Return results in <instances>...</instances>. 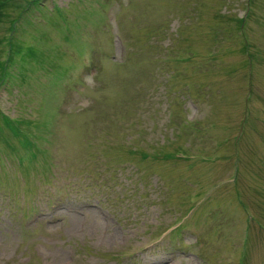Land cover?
<instances>
[{
	"label": "rangeland",
	"instance_id": "obj_1",
	"mask_svg": "<svg viewBox=\"0 0 264 264\" xmlns=\"http://www.w3.org/2000/svg\"><path fill=\"white\" fill-rule=\"evenodd\" d=\"M0 1V264H264V0Z\"/></svg>",
	"mask_w": 264,
	"mask_h": 264
},
{
	"label": "trees",
	"instance_id": "obj_2",
	"mask_svg": "<svg viewBox=\"0 0 264 264\" xmlns=\"http://www.w3.org/2000/svg\"><path fill=\"white\" fill-rule=\"evenodd\" d=\"M3 6V4L0 2V7H2Z\"/></svg>",
	"mask_w": 264,
	"mask_h": 264
}]
</instances>
